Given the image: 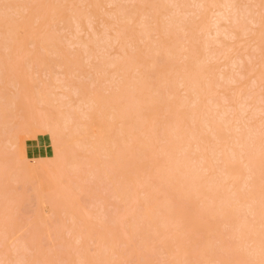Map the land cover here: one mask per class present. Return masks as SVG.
<instances>
[{
	"label": "rangeland",
	"instance_id": "374dc122",
	"mask_svg": "<svg viewBox=\"0 0 264 264\" xmlns=\"http://www.w3.org/2000/svg\"><path fill=\"white\" fill-rule=\"evenodd\" d=\"M146 1L0 0V264H264V0ZM141 71L146 93L165 79L159 111L150 123L143 110L128 139L129 118H112L135 147L118 160L94 141V111L119 90L133 108ZM182 159L176 173L200 191L184 199L159 175Z\"/></svg>",
	"mask_w": 264,
	"mask_h": 264
},
{
	"label": "bare ground",
	"instance_id": "6f19581e",
	"mask_svg": "<svg viewBox=\"0 0 264 264\" xmlns=\"http://www.w3.org/2000/svg\"><path fill=\"white\" fill-rule=\"evenodd\" d=\"M95 1V0H94ZM149 1V0H148ZM148 1H146V2H148ZM161 2V1H160ZM28 3V2H27ZM36 3V2H35ZM139 3V2H138ZM211 3V2H210ZM150 4V3H149ZM38 5V4H37ZM36 5V6H37ZM42 5V4H41ZM148 5V4H147ZM163 6V5H162ZM170 6V5H169ZM40 7V6H39ZM54 7V6H53ZM37 8V7H36ZM41 8H42V6H41ZM117 8V7H116ZM163 8V7H162ZM21 9V8H20ZM60 10V9H59ZM118 10V9H117ZM246 10V9H245ZM16 11V10H15ZM51 12V11H50ZM220 12V11H219ZM240 12V11H239ZM128 13V12H127ZM130 13V12H129ZM132 13V12H131ZM179 13V12H178ZM184 13V12H183ZM187 13V12H186ZM217 13V12H216ZM52 14V13H51ZM211 14V13H210ZM44 15H45V13H44ZM175 16V15H174ZM177 16V15H176ZM210 16V15H209ZM182 17V16H181ZM214 17V16H213ZM234 17V16H233ZM127 18V17H126ZM86 19V18H85ZM164 19V18H163ZM176 19V18H175ZM183 19V18H182ZM12 20V19H11ZM184 20V19H183ZM209 20V19H208ZM115 21V20H114ZM85 22H87V21H85ZM172 22V21H171ZM15 23V22H14ZM46 23V22H45ZM136 23V22H135ZM174 23V22H173ZM177 23V22H176ZM24 24V23H23ZM130 24V23H129ZM16 25V24H15ZM25 25H27V24H25ZM43 25V24H42ZM176 25V24H175ZM178 25V24H177ZM190 25V24H189ZM47 26V25H46ZM87 26H88V24H87ZM128 26V25H127ZM16 27V26H15ZM21 27V26H20ZM32 27V26H31ZM78 27V26H77ZM89 27V26H88ZM120 27V26H119ZM169 27H171V26H169ZM42 28V27H41ZM174 28H176V27H174ZM17 29V28H16ZM19 29H21V28H19ZM24 29V28H23ZM90 29V28H89ZM107 29V28H106ZM123 29V28H122ZM188 29V28H187ZM145 30V29H144ZM150 30V29H149ZM104 31V30H103ZM244 31V30H243ZM93 32V31H92ZM214 32V31H213ZM121 33V32H120ZM143 33V32H142ZM173 33V32H172ZM182 34V33H181ZM241 34H242V32H241ZM39 35V34H38ZM123 35V34H122ZM186 35V34H185ZM93 36V35H92ZM142 36V35H141ZM143 37V36H142ZM180 37V36H179ZM187 37V36H186ZM143 39V38H142ZM141 39V40H142ZM180 39V38H179ZM16 40V39H15ZM105 40V39H104ZM101 41V39L99 40V42ZM123 41H125V40H123ZM106 42V41H105ZM197 42V41H196ZM113 43V42H112ZM171 43V42H170ZM174 43V42H173ZM94 44H96V43H94ZM142 44V43H141ZM175 44V43H174ZM161 45V44H160ZM188 45V44H187ZM128 46V45H127ZM170 46H171V44H170ZM190 46V45H189ZM149 47V46H148ZM156 47H158V46H156ZM169 47V46H168ZM174 47V46H173ZM186 47V46H185ZM201 47V46H200ZM141 48V47H140ZM155 48V47H154ZM161 48V47H160ZM130 49V48H129ZM133 49H135V47L133 48ZM176 49V48H175ZM121 50V49H120ZM132 50V49H131ZM147 50V49H146ZM149 51H150V49H149ZM148 51V52H149ZM158 51V50H157ZM156 51V52H157ZM169 51V50H168ZM24 52V51H23ZM164 52V51H163ZM204 52V51H203ZM25 53V52H24ZM167 53V52H166ZM196 53V52H195ZM198 53V52H197ZM22 54V53H21ZM26 54H28V53H26ZM125 54V53H124ZM170 54H172V53H170ZM138 55V54H137ZM17 55H15L14 57L15 58H17L16 57ZM71 56V55H70ZM145 56V55H144ZM26 57V56H25ZM121 57V56H120ZM171 57V56H170ZM174 57H176V56H174ZM191 58V57H190ZM5 59V58H4ZM117 59V58H116ZM9 60V59H8ZM124 60V59H123ZM116 61V60H115ZM16 62H18V61H16ZM21 62V61H20ZM33 62V61H32ZM187 62H189V61H186V63ZM15 63V62H14ZM191 63V62H190ZM190 63H187L186 65L185 64H183V66H185V67H183V69L185 68V71L186 70H188V71H183V73H184V75L186 76L187 74L186 73H188V75L190 74V71H191V64ZM30 63H28V65H29ZM62 64V63H61ZM108 64V63H107ZM111 63H109V65H110ZM10 65V64H9ZM15 65V64H14ZM240 65V64H239ZM99 66V65H98ZM189 68H188V67ZM11 67H13V66H11ZM169 68L171 67L170 65L168 66ZM203 67V66H202ZM241 67V66H240ZM14 68V67H13ZM131 68V67H130ZM129 68V69H130ZM134 68V67H133ZM188 68V69H187ZM15 69V68H14ZM153 69V68H152ZM156 69V68H155ZM120 70V69H119ZM74 72V71H73ZM250 72V71H249ZM111 73V72H110ZM141 73L142 74H140V76H139V74H138V84L136 85V86H134L135 87V92H136V94L134 93V91H132L133 92V95H132V93H130L131 94V97L130 96H128V95H126V98H127V100L126 101H128V98L130 97V100L132 99V101H134V104L132 103V101H131V103L133 104L132 105V107L133 108H131L129 105H127L126 106V104H125V106H123V104H124V102H119L120 101V98H125V95H123V94H119V95H117L118 94V92L120 91H117L115 94H113L114 96H112L111 97V100L114 102V103H111V102H105V104L106 105H109L110 107H111V105H112V107H111V109L113 110V111H117L116 112V114L117 115H115V113H111V111L109 112V111H107V110H110V108L109 109H107V107L105 108V109H107L105 112H107L106 113V119H109L111 122H113V123H111L110 124V121L109 120H106L108 123L106 124V121L105 120H103L104 119V114L103 113H105V112H103V111H101V109H99V111H94L95 113H96V115L98 114V117H96V116H94L95 118H98L97 119V121L99 122V126H100V129L99 128H97V134L99 133V135H97V134H95V135H97L96 137V140H94V141H96V144H97V142L100 144V145H103V147H104V145H106V150H107V148H109V149H112L113 148V151L115 152L113 155L115 156V159H120V158H118V153H124V151H122L123 149H129L130 147V145L131 146H133L134 147V145H132V143L130 144H128L127 146L125 145L126 143L124 142L125 141V139H124V137L123 138H120V137H122V136H118V133H116V130H115V132H113V127H114V123H116L115 121H114V119L116 120V121H118L119 120V118L121 119H128L129 118V121H128V125L129 126H125L126 128H124L123 127V130H121L122 132H125L126 133V137H127V139L129 138V133L132 131V129H133V127H134V129H136L135 127L136 126H134L135 124H136V118L138 119V116L139 117H141L140 115H141V113L143 114V110H145V117H146V119H147V121L149 122L150 121V123H151V121H153L154 120V118L156 119V115H157V112L159 111V108L157 107V106H154V103H155V101L156 100H159V96L161 95V91H160V88L158 89V87H160L159 85H160V83H162L165 79H163V80H161V78H159L160 80V82L158 81H156V83L157 84H159L158 85V87H157V89L156 88H151V92H150V90H149V92L150 93H146V92H144V89H148V88H150V87H152L151 85V82H149V81H147V78L146 77H144V74H143V72L141 71ZM153 73V72H152ZM178 73V72H177ZM182 73V72H181ZM220 73V72H219ZM136 74V75H137ZM209 74V73H208ZM26 75V74H25ZM142 75H143V77H142ZM179 76H180V73H179ZM242 76V75H241ZM132 77V76H131ZM154 77V76H153ZM181 77H183V79H185L184 78V76H183V74L181 75ZM16 78V77H15ZM135 78V77H134ZM149 78V77H148ZM188 78V77H187ZM193 78V77H192ZM152 79V78H151ZM181 79L182 78H180V80H178L179 82H181L180 84L182 85V86H186V85H189V82H187V80L185 79V80H183V81H181ZM126 80V79H125ZM157 80H158V77H157ZM173 80V79H172ZM124 81V80H123ZM131 81V80H130ZM189 81V80H188ZM197 81V80H196ZM229 81V80H228ZM177 82V81H176ZM183 82H187L186 84H184ZM199 82V81H198ZM229 82H231V81H229ZM129 83V82H128ZM136 83V82H135ZM165 83H166V81H165ZM169 83H171V81L169 82ZM197 83V82H196ZM168 84V83H167ZM179 84V83H178ZM184 84V85H183ZM199 84V83H198ZM163 85V84H162ZM165 85V87H166V84H164ZM129 86H130V84H129ZM156 86V85H155ZM168 86H169V84H168ZM178 86V85H177ZM184 86V87H185ZM190 86V85H189ZM193 86V85H192ZM261 86V85H260ZM172 86H169V88H171ZM201 87V86H200ZM118 88H120V87H118ZM174 88V87H173ZM189 89H190V87H188ZM187 87L185 88V90L186 89H188ZM124 89V88H123ZM134 89V88H133ZM168 89V88H167ZM118 90V89H117ZM170 90V89H169ZM182 91V90H181ZM198 91V90H197ZM200 91H202V88L200 89ZM215 91V90H214ZM95 92H96V90H95ZM186 92H187V90H186ZM186 92H184V93H186ZM129 94V95H130ZM158 94H160V95H158ZM166 94V93H165ZM260 95V94H259ZM98 96H99V93H98ZM133 96V97H132ZM135 96V97H134ZM166 96H167V94H166ZM171 96V95H170ZM183 96V95H182ZM186 96V95H185ZM202 96V95H201ZM172 97V96H171ZM170 97V98H171ZM261 97V96H260ZM259 96H258V98H260ZM166 98V97H165ZM195 98V97H194ZM209 98V97H208ZM15 99V98H14ZM114 99V100H113ZM182 99V98H181ZM16 100V99H15ZM25 100V99H24ZM91 100H92V98H91ZM96 100V99H95ZM102 100V99H101ZM109 99H107V101H108ZM224 100V99H223ZM26 101V100H25ZM79 101V100H78ZM105 101V100H104ZM124 101V100H123ZM125 101V102H126ZM159 101H161V100H159ZM182 101V100H181ZM199 101V100H198ZM202 101V100H201ZM225 101V100H224ZM83 103V102H82ZM90 103V102H89ZM92 103V102H91ZM98 103H99V100H98ZM160 103V102H159ZM170 105H169V104ZM167 104L169 105H166L167 106V108H166V106H164L166 109H168V107H169V109H171V106H172V102L170 103V102H168ZM96 104V103H95ZM102 104V103H101ZM156 104V103H155ZM174 104L176 105L177 103L176 102H174ZM215 104V103H214ZM92 105V104H91ZM238 105V104H237ZM82 106V105H81ZM90 106V105H89ZM88 106V107H89ZM128 106L131 108H129V112L131 111L132 113H129L126 109L128 108ZM134 106H136L137 108H135ZM178 106V105H177ZM214 106V105H213ZM216 106V105H215ZM231 106V105H230ZM93 107V106H92ZM104 107V106H103ZM127 107V108H126ZM182 107V106H181ZM226 107V106H225ZM229 107V106H228ZM126 108V109H125ZM172 108H173V106H172ZM192 108H194V107H192ZM199 108V107H198ZM80 109V108H79ZM174 109V108H173ZM76 110L77 109H75V112H76ZM94 110V109H93ZM103 110V109H102ZM133 110V111H132ZM186 110V109H185ZM190 110V109H189ZM201 110V109H200ZM138 113H137V112ZM170 111H172V109L170 110ZM169 111V112H170ZM43 112V111H42ZM59 112V111H58ZM99 112V113H98ZM136 112V113H135ZM65 113V112H64ZM91 113V112H90ZM94 113V114H95ZM100 113H102L101 115H100ZM108 113H109V115H111L112 117L110 118V116H108ZM80 114V113H79ZM93 114V112L91 113V115ZM40 115V114H39ZM45 115V114H44ZM82 115L84 116V114L82 113ZM88 115H90V114H88ZM90 115V116H91ZM144 115V114H143ZM142 115V116H143ZM172 115V114H171ZM191 115V114H190ZM30 116V115H29ZM87 116V115H86ZM63 117H65L66 118V116H63ZM62 117V118H63ZM103 117V118H102ZM115 117V118H114ZM116 117H118L117 119H116ZM126 117V118H125ZM183 117V116H182ZM190 117V116H189ZM47 118V117H46ZM45 118V119H46ZM69 118V117H68ZM73 118V117H72ZM92 119V121L93 120H96V119ZM101 118V119H100ZM112 118H114V119H112ZM130 118H131V120H130ZM38 119V118H37ZM133 119V120H132ZM178 119H180L179 120V124L178 125H180V122L182 121V119L181 118H179L178 117ZM39 120V119H38ZM65 121H68V119H64ZM91 120V119H90ZM101 120H103V121H100ZM113 120V121H112ZM142 120V119H141ZM140 120V121H141ZM174 120V119H173ZM172 120V121H173ZM190 120V119H189ZM75 121V120H74ZM80 121V120H79ZM105 121V122H104ZM121 121H123V120H121ZM121 121L119 122V123H121ZM139 121V122H140ZM155 121V120H154ZM96 122V121H95ZM103 122V123H102ZM161 122V121H160ZM166 122V121H165ZM175 122V121H174ZM191 122V121H190ZM205 122V121H204ZM52 123V122H51ZM50 123V125H51V127H52V124ZM89 123V122H88ZM149 123V125H148V130H149V132L150 133H153V131H151V128H153L155 125H153V124H150ZM156 123V122H155ZM164 123V122H163ZM56 124V123H55ZM62 124V123H61ZM74 124V123H73ZM89 124H91V125H93L94 123L93 122H90ZM97 124V126L96 127H99L98 126V123H95L94 125H96ZM100 124H102V125H100ZM113 124V125H112ZM161 124V123H160ZM182 124H184L185 125V123L184 122H182L181 123V125ZM43 125H44V123H43ZM49 125V126H50ZM57 125V124H56ZM69 125V124H68ZM76 125H79V123H77ZM108 125H110L109 127H107ZM112 125V126H111ZM163 125V124H162ZM181 125H180V127H181ZM191 125H193V124H191ZM202 125V124H201ZM206 125V124H205ZM19 126V125H18ZM20 126H22V125H20ZM82 126H83V124H82ZM120 126V125H119ZM123 126V125H122ZM212 126V125H211ZM55 127V126H54ZM74 127V126H73ZM90 127V126H89ZM104 127H105V129H104ZM142 127V126H141ZM164 127V126H163ZM174 127V126H173ZM179 127V126H178ZM177 127V128H178ZM179 127V128H180ZM182 127H184L183 125H182ZM213 127V126H212ZM215 127V126H214ZM18 128H20V127H18ZM41 128V127H40ZM43 128H45V126L43 127ZM47 128V127H46ZM58 128V127H57ZM57 128L55 127V130H57ZM63 128V127H62ZM85 128V127H84ZM95 128V127H94ZM155 129L154 130H156V127H154ZM177 128H174V132H175V130H178ZM206 128V127H205ZM208 128V127H207ZM231 128V127H230ZM36 129H37V127H36ZM77 129V128H76ZM80 129H82V128H80ZM96 129V128H95ZM112 129V130H111ZM114 129H116L115 127H114ZM193 129V128H192ZM33 131H34V129H32ZM39 130V129H38ZM48 130H51V129H49L48 128ZM59 130V129H58ZM87 129L85 128L83 131H86ZM89 130V129H88ZM91 130V129H90ZM89 130V131H90ZM100 130V131H99ZM111 130V131H110ZM131 130V131H130ZM181 130V129H180ZM180 130H178V133L180 132ZM33 131H32V134H33ZM36 131V130H35ZM40 131V130H39ZM51 131H53V130H51ZM128 131H130L129 133H128ZM141 131H143V130H141ZM29 132V131H28ZM42 132V131H41ZM44 132V131H43ZM92 132V131H91ZM91 132H89V133H91ZM103 134H102V133ZM110 132V133H109ZM118 132V131H117ZM121 132V133H122ZM205 132V131H204ZM238 132V131H237ZM36 132H34V134H35ZM53 133H54V131H53ZM74 133V132H73ZM105 133H107V134H105ZM113 133H115V134H117V135H112ZM120 133V134H121ZM177 132H176V134H178ZM181 133V132H180ZM55 134V133H54ZM57 134V133H56ZM55 134V135H56ZM105 134V135H104ZM109 134V135H108ZM143 134V133H142ZM171 134H172V131H171ZM192 134V133H191ZM31 135V134H30ZM50 135V134H49ZM71 135V134H70ZM79 135V134H78ZM93 135V134H92ZM102 135V136H101ZM104 135V136H103ZM107 135V136H106ZM128 135V136H127ZM131 136H132V134H130ZM144 135V134H143ZM57 136V135H56ZM98 136H101V138H99ZM114 136V137H113ZM116 136H118V138L116 139L115 137ZM133 136L135 137V136H137V134H135V133H133ZM170 136V135H169ZM173 136H174V134H173ZM232 136V135H231ZM59 137H61V136H59ZM71 137V136H70ZM94 137V136H93ZM142 137V136H141ZM190 137V136H189ZM63 138H65V137H63ZM74 138V137H73ZM136 138V137H135ZM184 138V137H183ZM66 139V138H65ZM131 140H132V142L133 143H136V141H134V139H133V137H131L130 138ZM147 139V138H146ZM170 139V138H169ZM55 140V139H54ZM74 140H75V138H74ZM79 140V139H78ZM77 140V141H78ZM130 140V141H131ZM137 140H138V138H137ZM56 141V140H55ZM72 141H73V139H72ZM72 141H66L65 140V143H67L68 144V142H72ZM93 141V142H94ZM175 141V140H174ZM196 141V140H195ZM64 142V141H63ZM124 142V143H123ZM126 142H128V140H126ZM139 142V141H138ZM141 142V141H140ZM59 143V142H58ZM73 143H74V141H73ZM112 143H114L116 146L114 147H110L111 146V144ZM122 143H123V145H122ZM159 143V142H158ZM186 143V142H185ZM218 143V142H217ZM56 144H57V142H56ZM114 144H112V145H114ZM255 144V143H254ZM61 145H66V144H63L62 142H61ZM109 145V146H108ZM121 145V146H120ZM139 145V144H138ZM59 146H60V144H59ZM56 147V146H55ZM93 147V146H92ZM98 147H99V145H98ZM123 147H126V148H123ZM136 147H137V145H136ZM160 147V146H159ZM170 147H172V146H170ZM63 148V147H62ZM94 148H97V147H94ZM114 148H116V149H114ZM135 148V147H134ZM54 149V148H53ZM60 149V147L58 148V150ZM131 149V148H130ZM146 149H147V147H146ZM240 149V148H239ZM55 150H57V149H55ZM94 150V149H93ZM158 150V149H157ZM97 151V150H96ZM108 151V150H107ZM112 150H110L109 152H111ZM139 151H140V153L141 154H143L142 153V151H143V149L141 148V147H139ZM139 151H137V152H139ZM58 152H60V151H58ZM93 152V151H92ZM98 152V151H97ZM105 152V151H104ZM129 152V151H128ZM133 152V151H132ZM148 152V151H147ZM183 152V151H182ZM181 152V153H182ZM112 153V152H111ZM109 156L110 155H112V154H109V153H107ZM152 154V153H151ZM161 154V153H160ZM186 154V153H185ZM57 155V154H56ZM98 155V154H97ZM117 155V156H116ZM140 155V154H139ZM144 155V154H143ZM166 155V154H165ZM59 156V155H58ZM150 156V155H149ZM148 156V157H149ZM152 156V155H151ZM126 157H127V155H126ZM125 157V158H126ZM114 158V157H113ZM135 158V155H133V157L127 162V163H129V165H132V164H134L135 165V163H134V159ZM153 158V157H152ZM151 158V162H155L154 164H153V167H155L156 168V166L158 165H160V163H158V162H156V161H153V159ZM225 158V157H224ZM245 158H246V160L244 161V162H246V164H247V166L248 167H250V157H248V154L246 153V155H245ZM50 159V158H49ZM57 159H59V158H57ZM112 160V161H116V162H119L118 160ZM129 159V158H128ZM139 159V158H138ZM142 159V158H141ZM233 159V158H232ZM37 160V159H36ZM35 160V161H36ZM40 160H41V158H40ZM40 160H38V162H40ZM43 160V159H42ZM51 160V159H50ZM109 160H111V159H109ZM133 160V161H132ZM202 160V159H201ZM57 161V160H56ZM181 162H178V161H176V162H178L177 164H179L178 165V167H179V169H177V165H175L176 164V162L174 161L173 163H174V165H173V163H172V165H173V167L175 166V168H172V165H171V169L168 167V165L169 164H171V163H169L168 165H167V167L170 169V171L171 170H173V171H175V169L176 170H181L182 169V172L183 171H185V169H183V167L185 168V165H186V163L184 164V160L182 159V160H180ZM44 162V161H43ZM111 162V161H110ZM131 162H133L132 164H130ZM169 162V161H168ZM224 162V161H223ZM41 163V162H40ZM58 163V162H57ZM57 163H55V164H57ZM120 163V165H121V162H119ZM210 163H211V161H210ZM46 165H47V163H45ZM49 164V163H48ZM70 164V163H69ZM124 164H126V163H124ZM124 164H123V166H120L119 167V169L123 172V174H125V172L127 173V171L129 172V170L131 171V169L130 168H132V166H129V167H126L125 168V166H124ZM156 164V165H155ZM180 164H181V166H183V167H180ZM183 164V165H182ZM244 164V163H243ZM41 165V164H40ZM50 165V164H49ZM54 165V164H53ZM58 165H60V164H58ZM108 165V164H107ZM113 165V164H112ZM119 166V165H118ZM117 166V167H118ZM161 166V165H160ZM27 167V166H26ZM41 167V166H40ZM59 167V166H58ZM246 167V166H245ZM127 168H129V170H127ZM160 168V167H159ZM167 168V169H168ZM50 169V168H49ZM154 169V168H153ZM168 169V170H169ZM195 169V168H194ZM218 169V168H217ZM54 170V169H53ZM58 170V169H57ZM110 170V169H109ZM173 171L172 172H169V173H167L168 171H166V173H164V172H162V171H160V170H158V173H160V172H162V175H161V173L159 174L160 175V180L162 179V180H165V181H167V182H170V184L172 183V188L173 189H175L178 193H179V195H181V196H184L183 197V199L185 198V196H189V195H191L192 193H194V191H192L191 192V190H194L193 188H195V193L196 194H198L197 192H200L199 190H198V184H193V185H196V186H193V188L191 187L192 185H191V182L192 181H194V180H192V181H190L189 182V185H188V187L187 186H185L186 184H185V182L187 183V181H186V179L188 178H186V176L187 175H184L182 172V175H184V176H181V173H176V171H175V173H173ZM35 172V171H34ZM138 172V171H137ZM136 172V173H137ZM154 172V171H153ZM50 173V172H49ZM130 173H132V172H130ZM127 174H129V173H127ZM134 174V173H133ZM165 174V175H164ZM179 174H180V177H183L181 180H180V177H179ZM249 174V173H248ZM33 175V174H32ZM63 175V174H62ZM175 175H176V177H175ZM253 175V174H252ZM55 176H56V174H55ZM144 176V175H143ZM165 176V177H164ZM178 176V177H177ZM237 176V175H236ZM53 177V176H52ZM184 177H185V180H184ZM193 177V176H192ZM128 178V177H127ZM139 178V177H138ZM178 179L179 178V180L178 181H176V180H174V179ZM53 179V178H52ZM129 180H130V182H132V183H134L135 184V188H136V185L138 184V182L134 179V176L133 175H130V177L128 178ZM159 179V178H158ZM190 179V178H189ZM189 179H187V180H189ZM192 179V178H191ZM190 179V180H191ZM232 179V178H231ZM253 179V178H252ZM139 180V179H138ZM184 180V181H183ZM234 180H235V178H234ZM128 181V180H127ZM164 181V182H165ZM231 182H232V180H231ZM53 183V182H52ZM184 183V184H183ZM204 183V182H203ZM56 184V183H55ZM134 184H132V185H134ZM146 184V183H145ZM54 185V184H53ZM191 185V186H190ZM250 185V184H249ZM122 186H123V184H122ZM184 186H185V188H184ZM226 186V185H225ZM189 188V189H188ZM192 188V189H191ZM197 188V189H196ZM202 187H199V189H201ZM251 188V187H250ZM126 189V188H125ZM204 188H202V190H203ZM51 190H53V189H51ZM51 190H49V191H51ZM138 190V189H137ZM136 190V191H137ZM201 190V191H202ZM205 190V189H204ZM48 191V190H47ZM56 191V190H55ZM133 191H135V189H133ZM205 191H209V190H205ZM205 191H202V194L201 195H203V194H205V195H209V193L210 192H206V193H203V192H205ZM58 193H59V191H57ZM213 192H214V190H213ZM237 192V191H236ZM51 193V192H50ZM125 193V192H124ZM136 193V192H135ZM57 194V193H56ZM64 194V193H63ZM121 194H123V193H121ZM127 194V193H126ZM134 194V193H133ZM195 194V195H196ZM200 194V193H199ZM60 195V194H59ZM132 195V194H131ZM176 195V194H175ZM213 195V194H212ZM252 195V194H251ZM127 196V195H126ZM133 196H135V194L133 195ZM132 196V197H133ZM178 196V195H177ZM200 196V195H199ZM215 196V195H214ZM202 197V196H201ZM251 197V196H250ZM124 198V197H123ZM186 198H188V197H186ZM203 198V197H202ZM215 199V198H214ZM135 200V199H134ZM132 201V200H131ZM227 201V200H226ZM183 202V201H182ZM264 202V201H263ZM166 203V202H165ZM129 204V203H128ZM226 206V205H225ZM253 206V205H252ZM208 207V206H207ZM251 207V206H250ZM161 208V207H160ZM227 208V207H226ZM254 208V207H253ZM163 209V208H162ZM229 209V208H228ZM189 210V209H188ZM226 209H224V207H223V209L220 211V212H224ZM230 211V210H229ZM163 212V211H162ZM167 212V211H166ZM222 212V213H223ZM226 212H227V210H226ZM195 214V213H194ZM210 214V213H209ZM225 214V213H224ZM227 214H229L230 215V213H227ZM213 215V214H212ZM211 215V216H212ZM221 215V214H220ZM229 215H227L228 217H229ZM151 216V215H150ZM200 217V216H199ZM227 217V218H228ZM206 218V217H205ZM151 219V218H150ZM179 220V219H178ZM241 221V220H240ZM154 222V221H153ZM152 222V223H153ZM244 222V221H243ZM251 222V221H250ZM113 223V222H112ZM161 223V222H160ZM172 223V222H171ZM170 223V224H171ZM248 223V222H247ZM169 224V223H168ZM177 224V223H176ZM252 224V223H251ZM153 225H155V224H153ZM178 225V224H177ZM156 226V225H155ZM171 226V225H170ZM173 226H175V225H173ZM164 227V226H163ZM172 227V226H171ZM137 228V227H136ZM178 228V227H177ZM254 228V227H253ZM166 229H168V228H166ZM174 229H175V227H174ZM182 229V228H181ZM242 229V228H241ZM255 230H257V229H255ZM259 230V229H258ZM165 233H166V231H164ZM174 232V231H173ZM175 232H176V230H175ZM179 232H180V230H179ZM199 232V231H198ZM184 233V232H183ZM172 234V233H171ZM176 234H178V233H176ZM249 234V233H248ZM79 236V235H78ZM173 236V235H172ZM167 237V236H166ZM176 237V236H175ZM76 238V237H75ZM162 238V237H161ZM160 238V239H161ZM169 238V237H168ZM260 238V237H259ZM261 238H263V237H261ZM159 239V240H160ZM163 240V239H162ZM164 241V240H163ZM260 241V240H259ZM259 241H257L258 243H259ZM262 241V240H261ZM76 242H77V240H76ZM95 242V241H94ZM256 242V241H255ZM78 243V242H77ZM241 243V242H240ZM253 243V242H252ZM258 243H256L257 245H259ZM262 243V242H261ZM75 244V243H74ZM206 244V243H205ZM61 245V244H60ZM60 245H58V246H60ZM109 245V244H108ZM264 245H262V248L261 249H263L264 247H263ZM64 247H65V245H64ZM110 247H113V246H110ZM196 247V246H195ZM73 248H74V246H73ZM109 247H107V249H108ZM205 248V247H204ZM115 249V248H114ZM258 249V248H257ZM260 249V248H259ZM260 249V250H261ZM97 250V249H96ZM111 250V249H110ZM98 251V250H97ZM104 251V250H103ZM185 251H186V248L185 247H183L182 249H181V254L182 253H185ZM81 252V251H80ZM105 252V251H104ZM196 252V251H195ZM103 253V252H102ZM110 253V252H109ZM115 253V252H114ZM74 254H75V252H74ZM76 254H77V252H76ZM75 254V255H76ZM89 254V253H88ZM236 254V253H235ZM260 254L262 255V252H260L259 251V257H260ZM263 254H264V251H263ZM106 255V254H105ZM115 255H116V253H115ZM239 255V254H238ZM257 255V254H256ZM96 256V255H95ZM102 256H103V254H102ZM112 256H114V255H112ZM264 255H262L261 257L262 258H264L263 257ZM105 257V256H104ZM149 257V256H148ZM177 257V256H176ZM256 257H258V256H256ZM260 257V258H261ZM79 258H81V257H79ZM180 258V257H179ZM102 260H103V258H101ZM223 259V258H222ZM24 260V259H23ZM76 260H78L77 258L75 259V261ZM239 260V259H238ZM257 260H258V258H257ZM64 261V260H63ZM66 261V260H65ZM179 261V260H178ZM259 261V260H258ZM47 262V261H46ZM76 262H79V261H76ZM102 262V261H101ZM105 262V261H104ZM111 262H112V260H111ZM176 262V261H175ZM252 262V261H251ZM255 262H256V260H255ZM261 262V261H260ZM82 263V262H81ZM107 263V262H106ZM172 264L174 263L173 261L171 262ZM228 263V262H227ZM237 263V262H236ZM78 264V263H77ZM224 264H226V263H224Z\"/></svg>",
	"mask_w": 264,
	"mask_h": 264
}]
</instances>
